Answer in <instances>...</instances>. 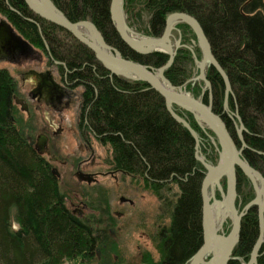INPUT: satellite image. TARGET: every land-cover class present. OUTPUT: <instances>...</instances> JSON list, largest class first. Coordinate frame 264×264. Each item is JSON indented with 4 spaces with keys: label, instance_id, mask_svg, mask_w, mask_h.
I'll list each match as a JSON object with an SVG mask.
<instances>
[{
    "label": "trees",
    "instance_id": "obj_1",
    "mask_svg": "<svg viewBox=\"0 0 264 264\" xmlns=\"http://www.w3.org/2000/svg\"><path fill=\"white\" fill-rule=\"evenodd\" d=\"M51 1L70 22L90 21L123 58L154 71L168 62L165 53L140 54L122 42L111 20L110 0ZM134 3L141 5L137 16L143 28L139 31L146 37L159 38L173 13L197 21L230 91L212 64L205 71L210 92L203 90L201 80H194L197 76L192 71L198 70L193 52L183 45L196 36L185 23L176 25L181 44L164 76L205 104L210 94L212 110L225 122L237 148L241 143L236 125L241 123L246 145L242 158L264 176V0H124L127 14ZM0 17L26 42L40 48L50 64H64L68 81L81 89L83 117L91 134L108 148V169L141 183L158 200L159 218L165 221L157 222L148 236L156 257L140 249L139 264H189L202 244L200 186L206 173L195 158L193 136L172 118L163 97L147 83L112 75L88 48L34 15L24 0H0ZM67 37L72 43H66ZM194 54L200 60L199 49ZM16 94L17 82L0 69V264H108L110 255L118 253L108 245V236L102 235L112 225L108 200L102 199L100 210L89 202L99 219L72 215L49 162L30 145L24 132L27 125L23 127L13 102ZM171 109L196 133L199 154L216 164L208 141L215 139L214 134L203 130L190 113L175 105ZM236 190V207L241 210L254 193L240 170ZM258 234L253 207L242 219L240 238L228 264H246ZM256 264H264V243Z\"/></svg>",
    "mask_w": 264,
    "mask_h": 264
},
{
    "label": "water",
    "instance_id": "obj_2",
    "mask_svg": "<svg viewBox=\"0 0 264 264\" xmlns=\"http://www.w3.org/2000/svg\"><path fill=\"white\" fill-rule=\"evenodd\" d=\"M37 1L40 6L39 10L35 9L29 0H24L26 6L34 15L65 30L79 43L88 48L94 54L95 59L112 75L131 81H142L147 83L151 89L163 97L167 110L172 118L178 123L182 124V126H184L193 136L195 140V158L205 168L206 173L200 186L203 242L198 251L193 255L189 264H228L233 250L240 238L242 219L248 213L250 208L253 207L256 208L257 212L259 234L247 264H256L259 251L264 243V177L252 167H250L248 163L242 158V148L246 147L242 138L243 126L240 123L239 140L241 143V148H237V145L230 135L221 116L213 112L210 94L209 102L205 104L201 99H196L190 94L183 92L180 88L174 87L164 76V71L172 65L176 50L180 47L179 42L176 43L175 48H173L171 43V21L184 17L195 24L197 32L192 24L183 22L191 27L198 38L199 43L202 42L206 48V52L202 50L203 58L201 60V66L198 67L199 72L197 78L205 84L206 89L210 92L211 86L205 77V68L207 63L212 64L222 75L226 85V90L228 92L230 91L228 80L223 70L216 63L211 53L210 45L197 21L187 14L173 13L166 18L164 31L159 38L146 37L143 41L132 40L127 36L124 27L121 25V9L118 4V0H110L109 10L113 26L119 38L128 48L140 54L162 52L168 55V62L164 66L154 71L147 66L123 58L118 50L113 49L104 42L101 34L91 22H70L64 16V14L58 8H56L51 0ZM84 24L89 25L92 28L99 40L98 44L82 34L79 26ZM167 45L170 47L169 50H159L160 48ZM141 49L146 50L141 51ZM29 51H31V47L27 44V42L14 32L13 28L6 20L0 19V62L10 61L18 53L24 54L28 53ZM48 75V73H45L43 77ZM39 89L41 93L52 97L51 95L55 93L57 87L53 82L46 78L42 80L41 84L39 85ZM13 102L19 107L21 112H24L27 116L29 115L28 108L24 100L14 96ZM171 105H175L181 110L193 115L194 119L198 123L204 124L207 129H209L214 134L222 148L221 158L216 165L213 166L206 163L204 159L198 155L199 141L196 133L183 118L175 114V112L171 109ZM30 145H34V149L39 155H48L46 137L39 136L35 141H30ZM237 169H239L248 178L254 190V198L244 206L242 211H239L236 207ZM53 174H57L55 170H53ZM252 175L259 176V187ZM223 178L226 179V189L223 198L225 200L231 227L226 237L217 234L214 235V240H212L211 234L213 230L209 224L210 190L214 185H219L220 180ZM220 238L227 240L221 251L218 246V240ZM207 256L209 257L207 258ZM97 257L100 258L99 251H97Z\"/></svg>",
    "mask_w": 264,
    "mask_h": 264
},
{
    "label": "rangeland",
    "instance_id": "obj_3",
    "mask_svg": "<svg viewBox=\"0 0 264 264\" xmlns=\"http://www.w3.org/2000/svg\"><path fill=\"white\" fill-rule=\"evenodd\" d=\"M133 6L134 7L132 8L131 13L129 12V14H127L125 9H124V0H123V13L125 16L127 28L133 34L138 35L141 38H146V36H144L139 31V30H142V28H143V26L140 22V19L137 16V14L141 11V9H140L141 5L134 3ZM0 19H3V18L0 17ZM178 24H182V23H176V25H178ZM35 26L40 31V25L36 23ZM189 28H190V31L195 35L194 31L191 29L190 26H189ZM14 32L17 33L16 30H14ZM18 36H20V35H18ZM59 38L62 39V38H64V36L59 35ZM67 38L68 39L66 40V43H68V42L72 43V39L69 37H67ZM170 39H171V43L173 45V48H175V45L177 42H179V44H181L180 32L176 29V26L171 31ZM24 41H26V40H24ZM27 44L31 47V51H35V56L37 57V59H39V57H41L42 63H48L47 56H45V54L41 51L40 48L34 47V46L30 45L28 42H27ZM183 46L185 48H187L188 50H190L191 52H193L194 64L196 66V69L199 72V69H198L199 64L198 63H201V60L203 58V52H202L203 48L201 46V43H199L198 38L196 37V40H194V41L191 40V42H189L188 45H183ZM110 47H112V46H110ZM195 48L199 49V51H200V55H201L200 60H198L196 58V55L194 54ZM113 49H115V48H113ZM115 50H117V49H115ZM10 62L11 61L0 62V69H5L7 71V73L9 75H11L18 84L19 73L22 72V70H24V68H26V66L32 65V63H29L28 65H26V63L24 61L20 62V64H13ZM207 64H206V66H207ZM38 66L43 67V64H42V66H40V65H38ZM192 74L198 77V73H196L195 70L192 71ZM197 77H194V80H196V79L199 80ZM176 88H180L183 92L190 94L189 92L186 91L185 87H183V86L176 87ZM205 89H206V87H205V84L203 83V90H205ZM17 109H18V113H19L18 117L20 116V121L22 122L23 127L25 124L26 125L30 124V127L25 126V131H24L25 133H28L29 130L32 131L33 129L35 131H38L39 127H43V125L46 124V119L51 118V117H46L45 120L43 121L42 116H41L42 113L37 112L36 117H34L31 120V122L29 123V121H27L28 119L26 118L25 114H23L24 112L22 113L19 111V108H17ZM64 116H65V120H64L63 124L62 123L61 124H62V126L65 127L67 132L65 134H63L62 136L57 137V139L55 140L54 143H55V146L57 147L59 156L61 158H63V160H68L69 163L76 164L77 159H75V157L79 158V156L85 154L82 152L83 148H80V146L82 144L81 139L75 133H73L72 128L70 129V126H72V124L75 122L74 120H75L76 116H75L74 112L65 113ZM21 122H20V124H21ZM198 125L203 130L207 129V127L202 123H198ZM239 128H240V126L236 125L238 138H239ZM73 130H75V129H73ZM30 135H31L30 136L31 139H29V141H35L36 139L35 140H32V139H34L36 132L34 134L30 133ZM208 141H210V143L213 146L214 152L216 154V164H217L221 158L222 148L219 145L216 138L214 139L213 137H210V138H208ZM91 144H92V148L95 152L94 158L96 160L97 166L98 165L100 166V163H102L104 165L107 164L106 160L108 159V156H109L108 148L101 146L100 143H98L94 140L91 141ZM208 154L210 155V152ZM198 155L200 157H202L206 163L213 165V166L216 165V164L208 162L204 158L203 155H200L199 150H198ZM97 166L94 167V169L93 168L92 169L93 170H100L102 172L106 171L105 170L106 166L102 167V169H99ZM237 170H239V169H237ZM60 173L62 175L61 176L62 181H60L59 187H60L61 192L66 195V198L70 199L69 202H68V200L65 201L66 207L69 210L71 209V207H70L71 201L74 202V204H77V202H75V198H76L75 195L76 194H79L80 196L82 194H85L87 196V199L90 201V204L94 207H98L99 210L103 209V205L101 204L102 203L101 201H103L102 199L108 200L109 208H110L109 212H110L111 217H112V225L109 224V226H106V230H105V232H103L102 235H103V238L105 237L104 234H106L108 236V241H107L108 245L110 246V244H111V245L115 246L114 248L118 252L117 254H111L110 255V257L107 260L108 264H110L112 262L115 263L117 261L119 262V264H139L137 258H139V254H140L139 250L140 249L141 250L146 249L148 252L152 253L154 258L156 257V253L153 249V245L151 244V241H150L148 236L154 233V231H155L154 228L156 227L157 222H164L165 220H160V218H159L161 213H160L158 200H156V198L151 194V192L145 191L143 189V186L141 183H136L130 177L121 176L119 174L114 173V177H110V176L100 177L99 178L100 182L98 184L96 183L95 185L90 187L86 184L77 183L76 180L72 176H70L71 171L69 170V168L68 169L67 168L66 169L61 168ZM213 189H214V191L212 192V195L214 196L213 197L214 200L211 197L210 203L215 204V201H217L219 203H223L224 202L223 195H224V192L226 189V179L223 178L222 180H220L219 185H216ZM210 193H211V190H210ZM253 193H254V190H253ZM126 199L132 200L133 201L132 205L126 203V201H125ZM121 200H122V202H121ZM89 207H90L91 212H87L88 218H90V216H93L96 214L95 211L93 209H91V206H89ZM243 208H241V210H239V211H242ZM96 218L99 219L97 216H96ZM230 227H231V224H230L229 218L227 217V218H225L220 229L218 230V234L226 237L230 231ZM14 228H17L16 225L14 226ZM201 228H202V226H201ZM227 231H228V233H227ZM101 241H102V239H101ZM202 242H203V232H202ZM208 257L209 256H207V258ZM98 259H100V258H98ZM142 264H145V263H142Z\"/></svg>",
    "mask_w": 264,
    "mask_h": 264
},
{
    "label": "flooded vegetation",
    "instance_id": "obj_4",
    "mask_svg": "<svg viewBox=\"0 0 264 264\" xmlns=\"http://www.w3.org/2000/svg\"><path fill=\"white\" fill-rule=\"evenodd\" d=\"M10 61V63L13 64H20L22 61H24L26 65L32 63L30 66L25 65L26 68L19 73L17 94L15 96L24 100L26 103L29 115L27 116L25 113H22L25 114L29 123L34 117H36L37 112L42 113L41 116L43 121L46 117H51L46 119V124H44L43 127H39L38 131H35L34 129L32 131L29 130L27 135L28 140L31 139L30 133L34 134L35 132L36 135L32 140H35L39 136L46 137L48 155L43 154L41 156L49 162L52 174L53 170L56 171L57 174L53 175L56 177L58 182L60 183V181H62V175L60 173L61 168H69L71 171L70 176H72L77 183L86 184L90 187L96 183L98 184L100 182V177H114V173L108 169L107 164L104 165L100 163V166H97L96 164V160L94 158L95 152L91 144V141L96 140L91 134L87 122L83 117L84 102H82L80 98L81 89L80 87L73 88V84L68 81L67 76L69 72L65 68L64 64L55 61L51 64L49 62L42 63L41 57L37 59L35 56V51H29L24 54L18 53ZM42 64L43 67L38 66H42ZM61 69H63V73H61ZM45 73H48L49 75L43 77ZM46 78L53 82L57 87L55 93L53 92L54 94L51 95L52 97L41 93L39 89V85L42 80ZM17 108L19 107L17 106ZM68 112H74L76 116L74 120L75 122L72 126H70V129L72 128L73 133L81 139L82 144L80 148H83L82 152L85 153L84 155L79 156V158L75 157V159H77L76 164L69 163L68 160H63V158L59 156L57 147L54 143L57 137L62 136L67 132L62 124L65 120L64 115ZM27 127H30V124L27 125ZM31 146L34 147V145ZM96 166L99 169L106 166V171L102 172L100 170H93ZM75 197V202H77V204H74V202L71 201V209H67L72 213V215L77 216L78 218H86L87 212H91L89 207L90 201L87 199L85 194H82L81 196L76 194ZM67 200L69 202L70 199L66 198V201ZM125 201L130 205L133 203L130 199H126Z\"/></svg>",
    "mask_w": 264,
    "mask_h": 264
},
{
    "label": "bare ground",
    "instance_id": "obj_5",
    "mask_svg": "<svg viewBox=\"0 0 264 264\" xmlns=\"http://www.w3.org/2000/svg\"><path fill=\"white\" fill-rule=\"evenodd\" d=\"M29 1H30V3L32 4V6L35 9L39 10L40 6H39L37 0H29ZM118 4H119L120 9H121V18H122L121 25H122V27H124L127 36L130 39H132V40H137V41L138 40L139 41L145 40V38H141L138 35H135L131 31H129V29L127 28L125 16H124V13H123V0H118ZM113 16H114V13H113ZM171 22H172V24H171V30L176 26V23H180V22L183 23V22H185V23L192 24L194 26V29L197 32V28H196L195 24L192 21H190V20H188V19H186L184 17L174 19ZM79 29H80V31L82 32L83 35H85L87 38H89L90 40H92L93 42H95V43L98 44L99 40H98L97 36L95 35L94 31L92 30V28L89 25H86V24L81 25V26H79ZM200 43H201V46H202L204 52H206V48L204 47V44L202 42H200ZM169 49H170V47L167 45V46H164V47L160 48L159 50H165V51H167ZM145 50L146 49H141V51H145ZM198 64H199V66H201V63H198ZM205 70H206V68H205ZM223 156H225V155H223ZM252 177L254 178L255 182L258 184V187H259V181H260V179H259L258 175H252ZM215 186L216 185H214L211 188L210 199H211V197H212V199L214 197L212 195V192L214 191L213 188ZM227 217H228V212H227V209H226L225 200H224L223 203H219L217 201H215V204L214 203L213 204L210 203L209 224L211 226V229L213 230V232L211 234L212 240H214V235H217L218 234V230L222 226L225 218H227ZM226 241L227 240L226 239H223V238H220L218 240V246H219L220 251L222 250V248L225 245Z\"/></svg>",
    "mask_w": 264,
    "mask_h": 264
}]
</instances>
